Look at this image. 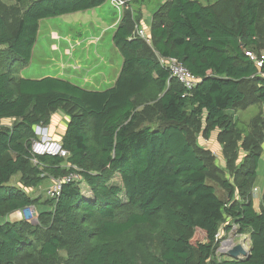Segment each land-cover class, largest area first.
I'll use <instances>...</instances> for the list:
<instances>
[{
  "label": "trees",
  "instance_id": "trees-1",
  "mask_svg": "<svg viewBox=\"0 0 264 264\" xmlns=\"http://www.w3.org/2000/svg\"><path fill=\"white\" fill-rule=\"evenodd\" d=\"M107 1L33 0L14 30L0 17V66L9 64L0 70V121H15L0 129V219L34 205L10 184L14 176L30 187L72 173L81 178L49 199L37 226L0 223V264H51L61 251L70 264H264V208L257 213L249 195L264 121L261 113L248 123L227 114L264 107V63L259 68L246 55L258 58L264 0H166L153 14L151 47L132 35L136 14L123 12L112 36L122 65L105 90L14 75L31 62L41 20ZM223 5L232 10L221 11ZM159 57L181 62L197 78L195 88L186 93ZM54 110L68 119L59 141L65 158L32 152L34 126L47 125ZM199 132L208 139L216 133L225 169L199 147ZM232 231L248 236V258L217 255L218 233L223 240Z\"/></svg>",
  "mask_w": 264,
  "mask_h": 264
},
{
  "label": "rangeland",
  "instance_id": "rangeland-1",
  "mask_svg": "<svg viewBox=\"0 0 264 264\" xmlns=\"http://www.w3.org/2000/svg\"><path fill=\"white\" fill-rule=\"evenodd\" d=\"M32 1L26 0L22 3H16L14 0H0V17L4 19L10 30L16 28L23 12ZM220 1L199 0L203 5H214ZM227 1L229 0H224L223 4ZM141 2L145 3L142 9L143 18L148 19L152 11L158 6L160 0H139V3ZM227 6L223 5L218 8L224 12H227V9L231 11L233 5ZM121 17L120 15V20ZM117 19V10L111 5L110 1H107L98 9L41 20L31 62L25 68H16L14 75L28 79H40L43 77L65 79L88 90H105L111 87L110 83L101 80L100 74H104L106 77L112 79L115 72L119 70L115 67V64L117 66L121 64V57L118 51L114 52L116 50L112 44L113 26ZM257 19V40L260 45L257 49V56L259 58L264 56V5L260 6ZM4 48V46L0 47V53H2ZM110 60L111 63L109 62ZM106 61L111 64L112 73L110 66L106 65ZM3 63L4 66H0V70L8 68V62L6 64L5 62ZM94 78L99 79L98 82L94 83ZM229 112L231 111H227L228 114ZM256 113L257 107H250L242 119L249 120ZM67 120V117H65L61 110H54L49 113L48 124L39 127L46 129L47 135L58 143L59 136L62 134ZM14 123V120H2L0 121V129L11 128ZM33 129L36 138L33 142H39L42 136L36 133V126ZM249 130L251 131V128ZM254 132L255 130L250 135L255 140L256 135ZM198 135L200 138L203 137L201 132ZM239 145L240 142L238 143ZM242 154L239 155L238 162L243 159L244 155ZM21 180L20 175H16L12 178L10 184L22 188L34 201V205L4 216L0 219V223L5 222V220L16 219L17 221L30 222V224L37 226L39 221L41 222L38 214L51 209L49 192L53 187V179H46L39 187L27 186ZM112 184L119 185V178L115 177ZM80 185L82 195L88 198L89 192L87 187L83 182ZM220 197L222 198V196ZM244 236L237 235V233L232 231L223 240L231 238L233 243H237L239 239L245 240ZM240 243L245 245L247 249L245 243ZM51 264H70L67 252L61 251L54 263ZM71 264L74 263L71 262Z\"/></svg>",
  "mask_w": 264,
  "mask_h": 264
},
{
  "label": "crops",
  "instance_id": "crops-1",
  "mask_svg": "<svg viewBox=\"0 0 264 264\" xmlns=\"http://www.w3.org/2000/svg\"><path fill=\"white\" fill-rule=\"evenodd\" d=\"M165 1L166 0H160L158 6H156V9L152 11V13L148 17V19L143 18V14H142V9H143L145 3H143V2L139 3V0H127V1H124L125 2V6L122 8V11H120V12L117 11L118 12V19L114 23V26H113L114 27V31H115L118 23L120 22V15L122 16L123 12L129 11V13H131V14H136V19H137L136 20L137 21L136 25L137 26H135V30L136 29H140V30L144 31V33L146 35V39H147V41H144V42L149 47H151L150 28H151V25L153 23V14L155 12H157L159 9H161V7H162V5H164ZM192 1H195V2L199 3L201 6H211V5H213V4L203 5L201 2H199V0H192ZM96 9H98V8H96ZM134 31H133V33H134ZM113 34H114V32H113ZM113 34H112V36H113ZM112 44H113V42H112ZM115 50L116 51H114V52H117L116 48H115ZM155 55H156V57H158V54L156 52H155ZM103 62H104V60H103ZM109 62L111 63V60ZM109 62L106 61V65L110 66V70H111L112 67H111V64ZM120 63H121L120 66H117V64H115V67H117L119 70H117L115 72L114 78L110 79V78L106 77L104 74H100L101 75V80L110 83V85H113L115 80H116V78L119 75L120 68H121V65H122V59H121ZM111 73H112V70H111ZM111 73H110V75H111ZM93 80H94V83H96V82H98L99 79L94 78ZM85 83H87V82H85ZM96 87H98V86H96ZM86 90H88V89H86ZM93 91H99V90H93ZM254 107H257V113L254 116H256L257 114L261 113V117L263 118V121H264V107L261 108L259 105H256ZM249 109H250V107H248L246 109V107H242L241 106V108H237L236 110H234V109L230 110L231 112H229V114L228 113L227 114L230 115L233 118V120H238V121H240L242 123H248L254 116L252 118H250L249 120H243L242 117ZM65 129H66V125L64 127V130L62 131V134L59 136L58 142L61 140V137H62ZM213 134L214 135H211L209 139L208 138H203V137L200 138L199 137L198 140H197V143H198L200 148L211 152V154L214 156V158H216L215 162H216V165L219 168L225 169L226 162H225V160H224V158L222 156V153H221L222 146L216 140V133H213ZM263 134H264V130H263ZM215 190H216L217 196L220 199H224L225 198V193L222 190H220L218 188H215ZM219 195L222 196V198ZM249 195H250V198L252 200V204H253L254 210L257 213L260 212L264 208V140H263V142L261 144V156H260L259 164H258V167H257V170H256V177L253 180V184H252V187L250 189ZM238 199L240 200V198H238ZM5 222L12 223V222H17V220L16 219L5 220ZM241 236H244V235H241ZM244 237H245V240L242 241V239H239L237 241V243H240V242L245 243L247 245V249H248V247H249L248 246L249 245V239L247 238L248 236H246V235Z\"/></svg>",
  "mask_w": 264,
  "mask_h": 264
},
{
  "label": "built area",
  "instance_id": "built-area-1",
  "mask_svg": "<svg viewBox=\"0 0 264 264\" xmlns=\"http://www.w3.org/2000/svg\"><path fill=\"white\" fill-rule=\"evenodd\" d=\"M111 5L120 12L122 8L125 6V2L122 0H111ZM134 37H138L143 39L144 41H147L146 35L143 30L136 29L134 33L132 34ZM246 55L250 56L253 60H255V63L257 67L261 68L264 63V56H261L259 58H255L252 54L246 53ZM161 64L168 69L169 76L171 79H175L185 90L186 93H190L197 84V78L194 77L184 66L181 62L177 61L174 58H167L162 59L160 58ZM36 133L38 135L42 136V139L39 142H33L32 143V152L37 155L42 154H48L53 156H59L62 158H65L68 156V153L64 151L59 144V142L53 141L48 135L47 130L44 128H41L39 126H36ZM81 178L76 174L72 173L69 176L61 179V180H53V187L50 189V198H56L59 196L62 185L64 183L69 182H80ZM217 242H220L217 255H221V251L224 246V242L221 238V233H218L217 235Z\"/></svg>",
  "mask_w": 264,
  "mask_h": 264
},
{
  "label": "water",
  "instance_id": "water-1",
  "mask_svg": "<svg viewBox=\"0 0 264 264\" xmlns=\"http://www.w3.org/2000/svg\"><path fill=\"white\" fill-rule=\"evenodd\" d=\"M225 249L221 251V255L229 259H246L249 256V248L246 249L242 243H233L231 238L224 242Z\"/></svg>",
  "mask_w": 264,
  "mask_h": 264
},
{
  "label": "clouds",
  "instance_id": "clouds-1",
  "mask_svg": "<svg viewBox=\"0 0 264 264\" xmlns=\"http://www.w3.org/2000/svg\"><path fill=\"white\" fill-rule=\"evenodd\" d=\"M223 241H225V240H223ZM224 257V256H223Z\"/></svg>",
  "mask_w": 264,
  "mask_h": 264
}]
</instances>
